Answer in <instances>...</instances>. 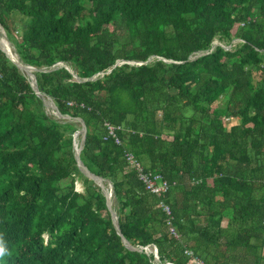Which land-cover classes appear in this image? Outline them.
Returning <instances> with one entry per match:
<instances>
[{
	"label": "trees",
	"instance_id": "1",
	"mask_svg": "<svg viewBox=\"0 0 264 264\" xmlns=\"http://www.w3.org/2000/svg\"><path fill=\"white\" fill-rule=\"evenodd\" d=\"M0 29L69 117L47 114L0 51V233L11 253L0 264H190L185 250L203 264H264V0H0ZM59 62L98 76L41 71ZM74 119L85 126L79 159L111 184L121 236L155 247L157 261L124 247L100 188L77 170ZM105 123L120 127L118 145L103 140ZM125 153L166 181L164 196L145 192Z\"/></svg>",
	"mask_w": 264,
	"mask_h": 264
},
{
	"label": "water",
	"instance_id": "2",
	"mask_svg": "<svg viewBox=\"0 0 264 264\" xmlns=\"http://www.w3.org/2000/svg\"><path fill=\"white\" fill-rule=\"evenodd\" d=\"M2 30V29H1ZM2 32L0 31V41L3 42V46H5V50L1 48L0 46V51L4 54V56L9 60V62H11L18 70H20L21 72L24 73L26 79L28 80V83H29V86L32 90V92L34 93V95L38 98H40L42 100V103L44 105L45 108L49 109L51 111V115H53L55 118L57 119H65V120H69V117L68 116H65V115H61L56 107L54 106L52 100H50L48 97H45L43 98L42 95L38 92L37 88H36V84H35V79L32 75V72L35 71L32 67H29V66H24V65H21L19 62H18V59L17 57H15L16 55L14 53L11 52V50L7 47V42L3 39V36H2ZM218 43H216L215 41L212 42V47L210 49H212L214 46H216ZM222 46V45H221ZM224 50H228L227 47L223 46L222 47ZM210 52L209 51H204V52H198L196 53L193 57H188L187 60L188 61H191V60H194L200 56H203L205 54H208ZM153 57L151 58H148L144 63H147L150 61V59H152ZM124 62L122 61H116L112 67L114 68L115 66H118L120 64H122ZM128 63V62H127ZM141 64V63H140ZM59 67H63L65 70H67L71 75L72 77L78 81V82H83V81H92L96 78V76H98V74L96 75H93L92 77L88 78V79H85V80H80L78 79L74 74L71 73V71L66 67L64 66L62 63H56L54 65H52L49 69L47 70H41V71H51V70H54L56 68H59ZM109 70H107L105 73H109ZM100 76L102 75V73L99 74ZM75 121H78L79 123V130L76 131L75 133L72 134V141H71V151H72V155H73V160L75 162V166L77 168V170L84 176L86 177L87 179L93 181V183L100 188V191L104 197V200H105V206H106V209L109 213V217H110V221H111V224H112V227L116 233V235L120 238V242L124 245L125 248H127L128 250H131V251H143L145 254H148V252H146V247L144 248H134V247H131L127 242L126 240L121 236L120 234V231H119V228H118V223H117V218H116V215L115 213L113 212L112 208H111V184L106 181V185L104 186L103 183H102V179L100 177H96L94 176L93 174H91L87 168L81 163L80 159H79V153H80V150L82 148V145H83V141H84V135H85V126L83 124V122L79 119H74ZM79 137V141L78 142H75V138L76 137ZM152 258L154 261H157V254H156V249L155 247H153V250H152Z\"/></svg>",
	"mask_w": 264,
	"mask_h": 264
},
{
	"label": "built area",
	"instance_id": "3",
	"mask_svg": "<svg viewBox=\"0 0 264 264\" xmlns=\"http://www.w3.org/2000/svg\"><path fill=\"white\" fill-rule=\"evenodd\" d=\"M236 42V41H235ZM129 65H140V63H132L129 62L127 63ZM68 106H71V103L67 104ZM120 130V127H114L111 126L107 123L104 124V137L103 140L110 139L113 141L114 144L118 145L119 139L116 135V132ZM124 163L127 168L132 170L135 173V176L137 180L141 183L143 189L145 192L152 196L156 197H162L166 194L168 190V185L166 181H164L160 175L158 174H153L151 172H146L143 168V166L136 160V158L130 154V153H125L124 154ZM73 192L82 194L83 193V186L80 181L77 179L73 180V186H72ZM158 206L163 212L165 216V224L167 228V232L170 236H172L174 239H178V234L176 233V230L174 226L172 225V217L170 213V209L167 204L163 203L162 200L158 202ZM262 224L264 225V219L262 221ZM150 248V247H149ZM152 250L153 247L151 246ZM152 250L148 253H152ZM185 256L189 258L190 264H203L202 261H200L198 258L194 257L190 251L185 250L183 252Z\"/></svg>",
	"mask_w": 264,
	"mask_h": 264
},
{
	"label": "rangeland",
	"instance_id": "4",
	"mask_svg": "<svg viewBox=\"0 0 264 264\" xmlns=\"http://www.w3.org/2000/svg\"><path fill=\"white\" fill-rule=\"evenodd\" d=\"M13 23H16L17 25L19 24V17H15L14 19H13ZM0 31L2 32V36H3V39L7 42V44H8V47L10 48V50H11V52L14 50V45H13V43L10 41V39H8L7 38V36L5 35V33H4V31L3 30H1L0 29ZM18 35H19V32L18 31H16V30H13V31H11V34H10V36L13 38V39H15V40H19V37H18ZM235 41H233V42H231V45L232 46H234L235 45ZM227 47V49H229V46H226ZM16 57V56H15ZM151 60V59H150ZM258 76H254L253 77V82H256L257 80H258ZM45 111H46V113L47 114H49V115H51V111L49 110V109H47V108H45ZM79 141V137L77 136L76 138H75V142H78ZM111 200V202H112V199H110ZM222 224H223V226L225 225V222L223 221L222 222ZM150 250H152V248L150 247H146V252H150Z\"/></svg>",
	"mask_w": 264,
	"mask_h": 264
},
{
	"label": "clouds",
	"instance_id": "5",
	"mask_svg": "<svg viewBox=\"0 0 264 264\" xmlns=\"http://www.w3.org/2000/svg\"><path fill=\"white\" fill-rule=\"evenodd\" d=\"M10 255L11 253L7 247V242L5 240L4 234L0 233V261L4 260L5 257Z\"/></svg>",
	"mask_w": 264,
	"mask_h": 264
},
{
	"label": "bare ground",
	"instance_id": "6",
	"mask_svg": "<svg viewBox=\"0 0 264 264\" xmlns=\"http://www.w3.org/2000/svg\"><path fill=\"white\" fill-rule=\"evenodd\" d=\"M3 44H4V43L0 41V46H1V48L5 50V48H4L5 46H3ZM7 47H8V45H7ZM8 48H9V47H8ZM9 49H10V48H9Z\"/></svg>",
	"mask_w": 264,
	"mask_h": 264
}]
</instances>
